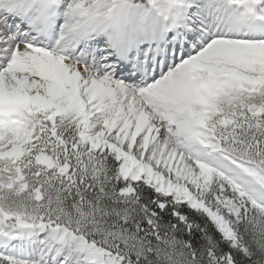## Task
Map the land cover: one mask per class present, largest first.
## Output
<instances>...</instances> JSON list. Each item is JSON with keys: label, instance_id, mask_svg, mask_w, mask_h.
I'll use <instances>...</instances> for the list:
<instances>
[{"label": "snow or ice", "instance_id": "obj_1", "mask_svg": "<svg viewBox=\"0 0 264 264\" xmlns=\"http://www.w3.org/2000/svg\"><path fill=\"white\" fill-rule=\"evenodd\" d=\"M0 264H264V0H0Z\"/></svg>", "mask_w": 264, "mask_h": 264}]
</instances>
